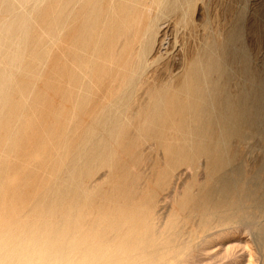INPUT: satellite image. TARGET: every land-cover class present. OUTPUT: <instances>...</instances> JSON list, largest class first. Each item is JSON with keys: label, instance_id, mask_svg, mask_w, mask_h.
<instances>
[{"label": "bare ground", "instance_id": "1", "mask_svg": "<svg viewBox=\"0 0 264 264\" xmlns=\"http://www.w3.org/2000/svg\"><path fill=\"white\" fill-rule=\"evenodd\" d=\"M217 2L0 0V264H248L235 226L264 248V59Z\"/></svg>", "mask_w": 264, "mask_h": 264}, {"label": "rangeland", "instance_id": "2", "mask_svg": "<svg viewBox=\"0 0 264 264\" xmlns=\"http://www.w3.org/2000/svg\"><path fill=\"white\" fill-rule=\"evenodd\" d=\"M212 4H216V3H219L217 1H221V3H230L232 2V0H209ZM216 2V3H213V2ZM228 1V2H227ZM230 1V2H229ZM227 2V3H226ZM234 2V3H233ZM232 4H234L235 8L236 6L238 5V7H245V15H244V38H245V41L246 43H248V45L253 48V52L256 54L257 56V64L258 66L261 65L263 59H264V0H233ZM236 2V4H235ZM224 4V5H225ZM242 4V5H241ZM223 5V4H222ZM223 5V6H224ZM247 6V7H246ZM237 7V8H238ZM169 32H167V35L164 34L163 36V41L164 42V45L162 44L160 47H159V54H162V57L159 58L155 64H158V63H161L162 61H164L171 53H173L172 55H176L177 51H175L177 48V50L179 49L178 46L181 45V41H182V37H181V34L180 33H176V32H172L171 30H168ZM178 34V35H177ZM170 35V36H169ZM176 35H177V38H176ZM180 35V36H179ZM262 35V36H261ZM167 36V37H166ZM181 37V38H180ZM167 38V39H166ZM180 38V39H179ZM260 38V39H259ZM174 39V40H173ZM168 40V41H167ZM172 42H171V41ZM176 40V44H174ZM178 41L180 43H178ZM165 43L168 45H165ZM170 44V46H169ZM179 44V45H178ZM172 45V46H171ZM174 47V48H173ZM166 51V52H165ZM170 52V53H169ZM175 52V53H174ZM166 55V56H165ZM165 57V59H164ZM164 59V60H163ZM41 85V84H39ZM252 142H260V137H254L251 139ZM156 148V147H155ZM153 148V149H147V152L150 154L151 157L154 158V156L156 157L158 154L161 153V149L158 150L159 148ZM153 150V152L151 151ZM160 151V153L158 152ZM156 152V153H155ZM150 170V168L147 169V171ZM107 182L104 181L103 182V185H106ZM186 189H183V192L181 193V195L179 196V198L175 201L174 203V211L175 213H184V211L181 209V202L185 199L186 197ZM183 196V197H181ZM180 202H179V201ZM177 204V206H176ZM179 206V207H178ZM179 208V209H178ZM185 214V213H184ZM183 214V215H184ZM236 227V229H234ZM233 229H232V237H233V234H234V238H232V241L234 242V239H235V246L233 245L234 243L230 242V249L232 251H237V253L239 254H243V258H244V251H245V258L246 259V262H250L251 264H261L262 262V258L264 257L262 255V251H263V247H258V245L256 244V242L253 240L252 236H251V233L249 231H245V230H241L240 227L237 228V226H235ZM238 229V230H237ZM240 230V231H239ZM238 236H237V235ZM250 234V235H249ZM238 240V241H237ZM245 240V241H244ZM254 241V242H253ZM238 242V243H236ZM243 242V243H242ZM245 243V244H244ZM239 245V246H238ZM234 246V247H233ZM244 246V247H243ZM246 247V248H245ZM236 248V250L234 249ZM257 248V249H256ZM243 251L241 253V251ZM247 253V254H246ZM259 254V255H258ZM222 256L223 254L222 253H218L217 257ZM250 255V256H248ZM256 255V256H255ZM261 255V256H260ZM255 256V257H254ZM216 257V256H215ZM213 257L212 258V261L214 259H217V261L220 263L221 262H224V260H226L225 257L224 260H220V259H223V257H219L220 261L218 260V258L216 257ZM249 257V258H248ZM254 257V258H253ZM262 257V258H261ZM211 259V258H210ZM208 261H211V260H208ZM217 261L214 262H211L212 264H217ZM207 260H205V262L203 261L202 264H206ZM208 263V262H207ZM210 263V262H209ZM208 263V264H209ZM248 263V264H250Z\"/></svg>", "mask_w": 264, "mask_h": 264}]
</instances>
